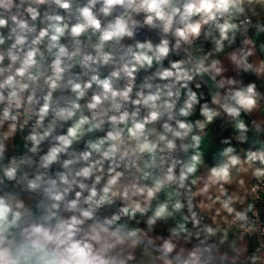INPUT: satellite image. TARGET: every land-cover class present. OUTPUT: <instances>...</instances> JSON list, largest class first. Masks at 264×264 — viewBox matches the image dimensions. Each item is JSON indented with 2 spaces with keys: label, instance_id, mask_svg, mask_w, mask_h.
<instances>
[{
  "label": "clouds",
  "instance_id": "1",
  "mask_svg": "<svg viewBox=\"0 0 264 264\" xmlns=\"http://www.w3.org/2000/svg\"><path fill=\"white\" fill-rule=\"evenodd\" d=\"M0 264H264V0H0Z\"/></svg>",
  "mask_w": 264,
  "mask_h": 264
}]
</instances>
